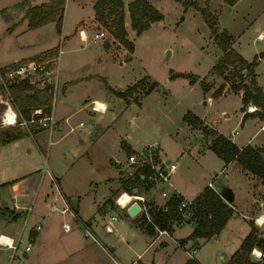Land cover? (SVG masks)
<instances>
[{"label": "rangeland", "instance_id": "1", "mask_svg": "<svg viewBox=\"0 0 264 264\" xmlns=\"http://www.w3.org/2000/svg\"><path fill=\"white\" fill-rule=\"evenodd\" d=\"M96 1L64 0L60 26L50 20L39 27L28 28L24 18L26 9L40 2L47 3L48 0H0V66L24 59L55 56L57 83L53 105L57 107L64 103L63 85L66 78H73L72 84L77 82V78L92 74L96 80H91L87 88L108 93L109 90L124 89L139 77L143 79V89L153 81L157 82L158 87L143 97L139 104L126 105L124 101L113 100L111 109L100 124L105 126L108 121L109 127L120 136L128 134L130 138L139 139L145 134L154 138L163 129H179L180 114L187 110L205 120L211 127H220L228 133L234 132V129L238 132L239 125L235 124L241 105L239 95L229 92L211 102L207 100L208 93L200 85L203 82L208 88L215 90L220 84L224 88L226 83L229 86L230 81H239L232 63L221 71L213 69L222 51L213 41L200 9L210 12L217 31L228 30L238 36L235 47L250 61L264 49V39L256 38L259 31L264 32V0H237L233 7L224 0H145L150 7L162 14V18L151 22L149 27L138 34L130 25L128 3L131 0H121L125 38L131 41V50L120 43L114 34L116 11L119 12L120 5L104 8L98 15L94 9ZM192 3L197 7L192 6ZM110 9L112 10L109 12ZM76 26L84 30L82 32L85 33L86 40L79 36ZM98 31H103L105 38H108V47L102 45L105 38L92 40V34ZM130 55L131 59L127 60ZM255 71L257 80L264 89V58L261 62H256ZM174 73L177 78L166 81L165 78ZM193 76L199 78V82L189 83ZM2 89L0 129L19 124L20 129L26 133L15 141L0 145V207L8 206L9 209L12 202L6 188L7 181L33 173L37 176L35 193L19 199V204L30 207V216L17 253H22L28 243L26 230L33 223L35 215L43 217L39 236L33 241L31 249L26 251V255H23L20 264H110L116 257L121 264H127L132 259L135 264H151L153 247L144 250L149 237L141 235L129 217L118 209H108L101 216L96 212L97 204L118 186V190L112 194L111 202L113 208H116L114 199L120 190L118 179L127 174L124 175L120 170L119 174L122 173V176L118 175L116 179L117 167L108 161L105 149L100 144L97 146L93 143L91 134L84 133L83 129L88 123L86 108L73 114L70 118L73 130L57 141V137L68 128L66 124L63 128H53L51 132L52 128L49 129L46 118L34 119L25 124L17 123L16 115L15 122H3V112L8 109L10 100L9 93L3 87ZM70 89L74 93H80L81 85L75 84ZM164 89L170 93L167 98L163 93ZM139 92L141 91L136 89L134 94L137 96ZM10 105L12 107L11 103ZM248 105L250 103L245 105V111ZM79 120H82L83 126H76ZM244 127L248 136L257 125L251 121ZM178 139L189 142L188 149L180 147L173 136L161 138L160 147L162 155L175 160L176 175L183 178L184 169L191 162V153L203 139L185 126L183 130H178ZM252 142L264 145V131L259 130ZM182 148L186 149V153L179 155ZM46 170L58 176V185ZM59 190H63L68 198L78 201L75 207L77 213H73L71 209L61 213L60 209L67 204L59 196ZM161 200L160 198L158 201ZM51 204L56 208L51 209ZM111 215L115 216L110 223L113 231L106 232L103 224L108 223ZM92 217H99L100 220L92 233L94 241L90 235L85 234L81 226L76 225L78 219ZM2 219L0 216V231L13 234L12 229L20 228L23 216L14 223H9L8 227L5 222L1 223ZM63 222L72 226L69 231L63 229ZM183 227V233L188 231L187 226ZM110 244L115 245L113 254H110L108 248ZM186 246H189L187 250L182 247L174 248V244H169L167 248L161 249L159 261L162 264L179 263L187 256L189 249H195L191 242ZM142 250L143 255L138 261L135 258L136 252ZM8 252L0 247V264H7ZM195 253L204 264H222L219 252L213 254V249L208 246ZM251 258L254 259L253 256ZM225 263L226 261L223 262ZM11 264L15 262L12 261Z\"/></svg>", "mask_w": 264, "mask_h": 264}, {"label": "crops", "instance_id": "2", "mask_svg": "<svg viewBox=\"0 0 264 264\" xmlns=\"http://www.w3.org/2000/svg\"><path fill=\"white\" fill-rule=\"evenodd\" d=\"M237 1V0H236ZM235 1V2H236ZM235 2L233 4H229V6H234ZM81 22V21H80ZM79 22V23H80ZM79 25V24H78ZM39 27V26H37ZM77 27V26H76ZM79 26L77 27V31L79 33ZM84 31V30H82ZM228 31V30H226ZM230 35H232V42L231 46L237 51L235 45L238 36H234L232 33L228 31ZM85 34V33H84ZM262 34V35H259ZM262 36V37H261ZM235 38V40H234ZM257 39H264V32L259 31L256 35ZM110 45V42H109ZM48 50V49H47ZM264 50V49H263ZM262 50V51H263ZM46 51V50H45ZM260 51V52H262ZM238 52V51H237ZM239 53V52H238ZM241 56L242 54L239 53ZM256 56L259 55L255 54ZM243 57V56H242ZM244 58V57H243ZM263 56H258L257 61L263 60ZM131 59L128 58L127 60ZM245 59V58H244ZM246 60V59H245ZM255 71V67H254ZM172 73V72H171ZM174 75H176L174 73ZM167 76L165 79L166 81L171 80V79H176L177 77L175 76ZM255 77L258 85L261 87L263 93L264 89L262 88V85L259 84L257 80V73L255 71ZM139 78L135 79L132 83H130L128 86L132 85L134 82H136ZM91 80H96L94 79V75L89 74L87 76H81L77 78L76 83H72L74 81L73 78H66L65 79V84L63 85V102L61 103L58 107L54 104L53 105V95H52V107L50 111V119L48 120L47 123L49 124V129L52 128H63L64 125L66 124L68 126L65 131H63L58 137L57 141H59L62 137L67 135L69 132L73 130L74 125L70 123V118L75 114L76 112H80L82 108H86V117H87V127H84L83 131L86 134H91V139L95 145L98 146V144L101 145L106 151V155L108 158V161L111 164H114L115 167H117V173L115 174V177L117 179V176H122L119 174V171L122 170L128 175L129 165L124 161H119L116 159V156L121 150L120 148V141L122 140L125 145L133 152L137 153L145 148H150L149 150L152 152L156 160H161L164 159L165 161L171 160V157L169 156H164L161 154V147H160V142L161 138L163 137H172L174 141H178L180 143V147H184L188 149V145H190L189 142H183L182 139L177 140L178 136V130L181 128L183 130V126L186 128H190L191 132H194L195 134L198 133L199 136L203 139L201 141L200 145L196 148V150L191 153L192 155L189 157V166L184 169V177H178L176 175V169L175 171L170 175L169 181L168 182H163V181H155L152 183H147L145 181L139 183V190L137 188V194L143 196V201H138V204L140 205V210L139 212L134 215L130 216L126 213V210L118 206L116 203L115 206L116 208H113L114 205L111 203L112 202V194L116 192L115 187L114 190L110 192V194L106 197L105 200L102 202H99L96 206V212L99 213V216L102 214L106 213L108 209H114V210H121L122 214L129 217L132 224L139 229L141 232L140 234L143 236H148L149 241H147V245L145 246L144 250L147 247H153V253L151 257V264H162V262L159 261V255L160 251L163 248H167L169 244H174V248L176 247H182L187 250L189 246H186L188 242H191L194 246V242L197 243V246L195 247L194 252L190 255L189 250L187 253V256H185L179 263L177 264H183L185 260L189 257L192 256L194 257L200 264H204L199 260V258L195 255V251H199L201 248L208 246L209 248L213 249V254H215L217 251L221 255L222 258V264L223 262L227 261L228 258L238 249L242 239L244 236L248 233L250 229V221L254 223L255 227L258 229L260 236L264 238V210L261 207V204L264 202V186L261 183V180L257 178L255 175L251 174L247 170L242 169L240 164L236 160H231L228 163H224L223 160L217 156L212 150L208 148V143L209 139H206L203 137V134L200 129L192 128L189 126L184 120H183V114L186 112H182L181 115V120H180V128L174 129H163L160 132L157 133V137H149L147 135H143L142 138H130L128 134L124 136H120L119 134L116 133L115 130L109 127L108 121L106 122V125L103 126L100 124L101 120L104 118L105 114L109 109H111V105H113V100H118V101H124L126 105H129L131 103H136L139 104L141 103V100L143 97L148 95L152 90L158 87V83L156 82V85L153 86L148 92H145L144 89L141 88H136L137 90L141 91L139 94L136 96V93L133 91L132 95L123 98L121 96L116 95L113 91H122L123 88L121 89H113L112 91L109 90L107 92H102V90L99 89H94V91H91L93 88L88 87V84ZM96 82V81H95ZM189 83H196L199 82V78H197L194 82ZM75 84H80L81 85V91L80 93H74L70 88L71 86ZM126 86V87H128ZM124 87V89L126 88ZM227 88L229 89L228 84L224 85L223 90L221 91L220 94L213 95L214 88H208L206 93L207 95V100L208 101H214V98H217L219 96H223L226 93L232 92L236 93L240 97V103H241V94L242 91L238 90L237 92H233L232 90L229 89L227 91ZM165 98L169 96V92H167L165 89L163 91ZM134 94V95H133ZM100 101L103 103L104 107L101 109H95L92 108V102L93 101ZM204 103H206L204 101ZM252 104V103H250ZM96 107V106H95ZM105 108V109H104ZM190 111V110H187ZM97 113V114H96ZM193 113V112H192ZM194 114V113H193ZM196 115V114H194ZM197 116V115H196ZM198 117V116H197ZM41 118V119H45ZM112 118V116H111ZM200 118V117H199ZM204 123L205 120L200 118ZM32 121V120H31ZM253 121L256 125L257 128L250 133L248 136H246V131H245V124L248 122ZM44 122V121H43ZM45 123V122H44ZM207 126H209L207 123H205ZM84 123L82 120H79L76 124V126H83ZM239 125V130L236 133V129H234V132H225L223 129L220 127H211L214 131L217 133H221L225 136H227L230 140H232L238 147H241L245 144H251L255 146H263L262 144L258 145L252 142L253 137L256 135V133L259 130L264 131V122L261 121L257 116L253 115V112L245 111L243 108V105L239 106V115L237 117V121L235 126ZM15 141V140H14ZM189 143V144H188ZM153 147V148H151ZM191 147V146H189ZM152 149V150H151ZM186 149H183L179 152V155H183L186 153ZM124 152V151H123ZM125 154V152H124ZM126 155V154H125ZM186 155V154H185ZM175 161V160H172ZM126 165H128L126 167ZM124 169V170H123ZM200 169V170H199ZM50 174V177L56 182L58 185V176L56 174H52L50 170H46ZM58 173L59 170H56ZM37 182V176L33 173L30 174L29 176H23L19 178H14L10 182H6V188L7 191L9 190L10 196L12 198L13 202V197L16 198V202L19 204V199H23L26 196H29L28 194H34L35 193V183ZM210 186L213 190H215L217 193L222 195L223 199L225 202L232 208V213L228 217L226 223L224 226L221 228V230L217 233L212 235L210 238H197V239H190L187 238L188 235L191 233L192 230V225L190 224H180V225H174L170 232L166 237H164V234L157 235L156 232L153 234H148L146 233L143 229H141L138 226V220L137 218L141 216H144L148 219L146 214L149 216L147 212V207H148V202L151 203L154 206H160L162 207L167 200V198L161 196L160 192L162 189H176L178 190L182 195L188 197V198H193L195 197L205 186ZM60 189V188H59ZM226 190H228L227 196L228 198L226 199L223 195H226ZM123 191V190H119ZM125 192V191H123ZM127 193V192H125ZM59 196L63 199V201L69 206V209L73 211V213H77V210L75 207L78 204V201L74 198V201H76V204H73L68 198L67 194L63 192V190H59ZM162 199L161 201H158L160 198ZM159 198V199H158ZM11 202V204H12ZM70 202V203H69ZM9 205V209L12 210L14 213H17V217L14 221H9L8 217H2L3 222H5L8 227L9 223H14L17 221L21 216H23V221L20 226V228H13V234H8V232H2L0 231V236H5L6 238L12 240V244H15L16 247L14 249H11L7 246H3L0 244L1 248H5V250H8V262L7 264H11L12 261L15 262V264H20L22 263V257L26 253L25 250L22 251V253H17L18 249V244L21 241V236L22 233L25 229L26 223L28 221V218L30 216V209L29 211H26V207L24 204H19L22 206L21 208L14 210L12 209ZM72 207H71V205ZM64 207V206H63ZM62 207V208H63ZM112 207V208H111ZM1 208V207H0ZM8 211V206L3 207ZM56 206L51 204V209H55ZM61 208V209H62ZM60 209V210H61ZM62 213V212H61ZM78 215V214H77ZM263 217V220L261 222H258V218ZM115 219L114 215H111L109 217L108 223H104L103 227L105 225H108L111 228V231H106V232H112L113 227L111 226V220ZM33 223L29 224V227L26 230V237L28 238V235L30 232H35V239L39 236V230L42 228L43 224V217L41 215H35L33 219ZM83 221L87 224V227L89 228V234L92 238V233H94V227H98L100 224L99 217L95 218H87V219H78L76 222V225H79V222ZM38 223L39 228L37 230L34 229V225ZM261 223V224H260ZM80 226V225H79ZM183 226H187L189 229L188 231L183 233ZM8 231V228H6ZM84 229V228H83ZM105 229V227H104ZM69 231V230H68ZM85 234H87L86 230L84 229ZM18 239V240H17ZM180 239H184L183 244H179L178 241ZM94 241V239L92 238ZM8 242V241H7ZM102 243V242H101ZM34 244V242H33ZM31 245V247L33 246ZM104 245V244H103ZM106 246V245H105ZM191 246V247H193ZM30 247V249H31ZM108 247V246H107ZM110 250V254H113L115 250V245H111L108 247ZM29 249V250H30ZM256 250H259L258 248H255ZM144 250L141 252H136L135 258L138 259L143 255ZM223 253V255H222ZM107 254V253H106ZM26 255V254H25ZM108 255V254H107ZM156 256V258H155ZM29 262V261H28ZM122 262L119 260L118 257L114 258L111 260L110 264H121ZM30 264V263H28ZM127 264H135L134 259L130 260L127 262Z\"/></svg>", "mask_w": 264, "mask_h": 264}, {"label": "trees", "instance_id": "3", "mask_svg": "<svg viewBox=\"0 0 264 264\" xmlns=\"http://www.w3.org/2000/svg\"><path fill=\"white\" fill-rule=\"evenodd\" d=\"M228 4H233L236 0H224ZM120 5L119 12L116 11V30L115 37L120 43L125 45L130 50L132 49L131 41L125 38V28L123 24V11L121 9V0H97L94 4L95 13H99L104 8H111L114 5ZM185 5L187 3L184 2ZM64 0H48V2H40L28 7L24 13V18L27 21L28 28H35L44 24L47 21L54 20L57 26H60L62 19V11ZM192 6L197 7L195 3ZM112 9L109 10V12ZM128 10L130 16V25L136 34L140 33L153 21L160 20L162 14L155 8L150 7L145 0H131L128 3ZM203 18L208 25L212 34V39L217 47L222 51L219 61L214 64L213 69L221 71L226 65L232 63L234 71L236 70L239 81H230L229 88L233 92L238 90L242 91L241 103L243 108L245 105L252 103L257 107L253 112L264 122V93L258 85L255 77L254 67L256 65L258 56L264 55V50L258 56H254L252 60H245L235 49L231 46L232 35L226 30L217 31L214 28V21L211 19L208 10L200 9ZM176 76V75H174ZM197 77H191L190 82H194ZM156 82L153 81L145 92H148ZM201 88L204 92L208 87L201 82ZM136 88L143 89V79H138L132 85L126 87L122 91H113L116 95L127 98L132 95ZM0 89L2 87L0 86ZM223 89V84H220L214 91L213 95L220 94ZM9 100L12 107L17 114V123L25 122L29 124L31 120L45 118L50 115L52 107V93L48 91L47 87H38L27 78L20 79L19 81L10 82L8 84ZM39 109V112H34ZM183 120L192 128L200 129L203 137L209 139L208 148L219 156L224 163L231 160H236L242 169L247 170L261 180L264 186V147L245 144L238 147L227 136L217 133L212 128L208 127L199 117L194 115L191 111H186L183 114ZM26 132L17 126H7L0 129V145L17 140L21 138ZM120 148L126 155L133 153L121 140ZM154 157V155H153ZM156 160V158L154 157ZM148 172V167L142 165L129 174L122 176L118 179L119 188L125 191H131L132 188L138 187L139 183L145 181L144 173ZM226 195H223L226 199ZM179 197L168 198L164 205L165 208L154 206L148 202L147 212L149 220L141 216L137 218L138 226L148 234H153L155 228L169 227L172 219L178 216L179 211L177 204ZM192 211V230L187 238H210L212 235L217 234L226 223L228 217L232 213V208L225 202L222 195L213 190L210 186H205L195 197L191 204ZM8 212V213H6ZM10 213V215H9ZM8 217L9 221H14L17 213L12 210L8 211L5 208H0V216ZM9 215V216H8ZM171 230V228H170ZM31 237L35 232H30ZM184 239L178 241L179 244L184 243ZM194 246L197 243L194 242ZM258 248L263 257L260 261H254L250 257L252 248ZM264 263V238L260 236L258 229L254 223L250 221V229L242 239L238 249L228 258L225 264H263ZM183 264H200L194 257L189 256Z\"/></svg>", "mask_w": 264, "mask_h": 264}, {"label": "built area", "instance_id": "4", "mask_svg": "<svg viewBox=\"0 0 264 264\" xmlns=\"http://www.w3.org/2000/svg\"><path fill=\"white\" fill-rule=\"evenodd\" d=\"M79 36L83 39L86 40V35L82 32V30H79ZM100 38H105V34L103 31H98L94 32L92 34V40L95 39H100ZM54 58L55 56H50L47 58H37V59H24L20 61H16L14 63H11L9 65L5 66H0V85L5 89V91L8 92V84L10 82L14 81H19L20 79H25L27 78L30 80L32 83H36L38 87H47L48 91H51L52 95L54 96L55 90H56V83H57V66L54 65ZM9 93V92H8ZM10 102V101H9ZM8 102V110L11 109L13 113V118L14 122L16 121V111L11 107L10 103ZM95 101L92 102V108L97 109L95 107ZM247 111L249 112H254L257 110V107L253 104L248 105ZM34 112H39V109H35ZM5 111L3 112V114ZM47 119H50V116L46 117ZM41 119V118H40ZM20 123H25L20 122ZM126 162L128 163L129 167L131 169L127 172L128 175L131 174L134 169L146 165L148 167V172L144 173V180L147 183H152L155 181H163V182H168L170 175L175 171L176 169V162L172 160L165 161L164 159H159L155 160L153 157L152 152L148 149L145 148L137 153H131L126 155ZM125 191V190H123ZM120 191L117 196L114 199V202L120 206L123 209H126L127 205L131 202L136 200L138 201H143V196L139 194H132L131 191H125L129 194L130 198L127 201L125 205H120L116 202L118 200V197L122 195V192ZM161 196L165 198H170V197H179V203L177 204V209L179 211V214L177 217L172 219L171 224L169 227H164V228H155V232L157 235L160 234H168L170 232V228H172L174 225H180V224H190L192 225V211H191V204L193 201V198H188L184 195H182L178 190L176 189H162L160 192ZM12 209L17 210L21 208L17 202L16 198L13 197V202L10 206ZM141 208V207H140ZM162 208H165V205L162 206ZM30 207H26V211H29ZM67 209H69V206H64L60 211L63 213ZM149 220V216L146 214ZM261 224V223H260ZM79 225L84 228L89 234L87 224L83 221L79 222ZM62 227L65 231H68L71 229V225L68 222H63ZM105 230L106 231H111V228L108 225H105ZM39 228V224L36 223L34 225V229L37 230ZM2 237V236H0ZM5 237V236H3ZM6 238V237H5ZM0 239V244L3 246H7L11 249H14L16 247L15 244H12V240L9 242L7 241H1ZM18 240V239H17ZM33 237L28 235V243L24 246V250L27 251L30 249L31 245L33 244ZM6 242V243H5ZM194 248L189 250V254L191 255L194 252ZM259 253V256L255 254V252ZM254 257V261H260L263 257V254L260 250H256L254 248L251 249L250 252V257Z\"/></svg>", "mask_w": 264, "mask_h": 264}, {"label": "water", "instance_id": "5", "mask_svg": "<svg viewBox=\"0 0 264 264\" xmlns=\"http://www.w3.org/2000/svg\"><path fill=\"white\" fill-rule=\"evenodd\" d=\"M102 45L104 46V47H108L109 46V40H108V38H105L104 39V41L102 42ZM116 159H118L119 161H124V160H126V155L124 154V152L123 151H120L119 153H118V155L116 156ZM131 193L132 194H136L137 193V188H132L131 189ZM73 204H76V201H74L73 199H71L70 200ZM261 207H262V209L264 210V202L261 204ZM126 213L128 214V215H130V216H134V215H136L138 212H139V210H140V205L138 204V202L136 201V200H134V201H131L128 205H127V207H126Z\"/></svg>", "mask_w": 264, "mask_h": 264}, {"label": "bare ground", "instance_id": "6", "mask_svg": "<svg viewBox=\"0 0 264 264\" xmlns=\"http://www.w3.org/2000/svg\"><path fill=\"white\" fill-rule=\"evenodd\" d=\"M95 105H96L97 109H101L102 107H104L103 103L98 101V100L95 101ZM3 115H4V118H3L4 121L3 122L8 123V124L14 122L13 113H12L11 109H9V110L7 109ZM129 198H130V196L128 193L122 192V195H120L118 197V200H116V202L120 205H125L127 203V201L129 200ZM262 220H263V217H259L257 221L261 222ZM1 241H8L9 242V239L3 237V239Z\"/></svg>", "mask_w": 264, "mask_h": 264}, {"label": "clouds", "instance_id": "7", "mask_svg": "<svg viewBox=\"0 0 264 264\" xmlns=\"http://www.w3.org/2000/svg\"><path fill=\"white\" fill-rule=\"evenodd\" d=\"M0 239H3V237H0ZM254 252H255V250H254ZM255 254H256L257 256H259V253H258V252H255Z\"/></svg>", "mask_w": 264, "mask_h": 264}]
</instances>
